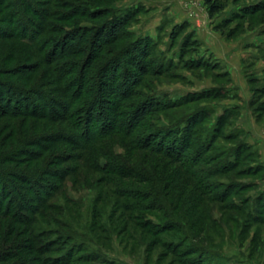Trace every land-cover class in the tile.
I'll return each mask as SVG.
<instances>
[{"label": "trees", "instance_id": "16d2710c", "mask_svg": "<svg viewBox=\"0 0 264 264\" xmlns=\"http://www.w3.org/2000/svg\"><path fill=\"white\" fill-rule=\"evenodd\" d=\"M204 1L210 18L225 8L219 0ZM109 4L0 0V264L93 261L90 254L76 255L67 248L71 234L44 229V223L58 224L55 214L62 209L50 200L59 192L66 196L69 185L108 186L109 192L131 201L125 210L138 213L156 211L155 203L164 209L174 204L181 213L185 199L193 209H214L227 199L214 193L217 188H258L255 181L237 187L204 183L212 176L242 178L264 170L258 150L240 139L238 129L222 134L224 116L208 126L207 108L196 105L174 125L155 124L160 115L171 117L170 112L209 94L176 100L149 94L151 77L162 76L170 63L159 60L162 53L154 55L148 38L134 39L125 31L133 12L120 15ZM243 10L238 19L264 20V2ZM231 22L214 28L223 35V25ZM189 28L188 22L174 26L172 43L182 35L189 42ZM198 63L194 65L200 67ZM213 98L228 97L218 93ZM255 112L260 123L264 100ZM246 152L255 156V167L242 166ZM48 179L56 185L43 184ZM143 202L149 204L142 207ZM240 202L235 211L251 203L255 210L247 216L264 222L259 216L264 213V187L255 199Z\"/></svg>", "mask_w": 264, "mask_h": 264}, {"label": "rangeland", "instance_id": "374dc122", "mask_svg": "<svg viewBox=\"0 0 264 264\" xmlns=\"http://www.w3.org/2000/svg\"><path fill=\"white\" fill-rule=\"evenodd\" d=\"M219 1L225 8L212 18L204 0H109V6L120 15L133 12L125 31L134 39L148 38L156 48L154 55L160 52L165 57L159 56V60L170 63V67H163L162 76L151 77L149 94L172 100L206 91L209 94L199 103L170 112L171 117L160 115L155 121L158 127L174 125L194 106H205L208 126L224 116L222 134L238 129L240 139L253 144L264 160V114L260 123L255 120V111L264 100L260 93L264 92V20L250 22L248 16L238 19L245 7L264 0ZM227 19L232 22L223 25L222 30L224 34L231 31L229 39L214 28ZM184 22L190 25L189 42L182 35L172 43V29ZM197 61L200 67L194 65ZM218 93L228 98H213ZM116 151L121 152L118 147ZM248 153L243 155L242 166L255 167V156ZM103 161L100 159V163ZM248 181L258 182V188L244 192L229 188L233 187L229 184L237 187ZM217 182L229 185L227 190H214L227 195L220 207L207 209L203 205L193 209L185 199L181 207H189L190 212L184 214L174 204L164 209L156 203V211L130 212L125 205L131 201L109 192L108 186L69 185L66 196L59 192L50 200L62 209L55 214L58 224L44 223V229L51 228L58 236L71 234L67 248L75 249L76 255L90 254L93 261L88 264H264V222L247 216V211L255 210L251 203L240 211L233 208L241 199H255L262 191L264 170L242 178L212 176L204 183ZM43 184L51 187L56 180L48 179ZM146 204L141 203L142 207ZM259 216L264 217V213ZM186 223L190 230L184 228Z\"/></svg>", "mask_w": 264, "mask_h": 264}, {"label": "crops", "instance_id": "0c3cea01", "mask_svg": "<svg viewBox=\"0 0 264 264\" xmlns=\"http://www.w3.org/2000/svg\"><path fill=\"white\" fill-rule=\"evenodd\" d=\"M260 159H262V158H260ZM262 163L264 164V160L262 159Z\"/></svg>", "mask_w": 264, "mask_h": 264}]
</instances>
